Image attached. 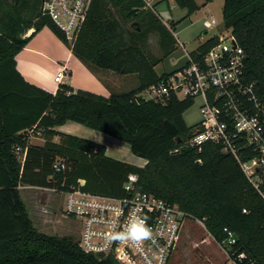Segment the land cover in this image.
I'll use <instances>...</instances> for the list:
<instances>
[{"label": "trees", "instance_id": "16d2710c", "mask_svg": "<svg viewBox=\"0 0 264 264\" xmlns=\"http://www.w3.org/2000/svg\"><path fill=\"white\" fill-rule=\"evenodd\" d=\"M173 1L188 16L199 9L195 0ZM40 7L41 0H0V264H112L110 257L85 253L71 236L39 232L18 187L122 196L130 176L137 190L202 221L215 241L226 238L223 228L236 235L230 253H244L241 264H264V204L220 143L188 145L198 123L188 126L183 114L194 101L174 95L165 103L140 98L172 73L155 70L176 49L168 25L145 0H93L73 56L87 66L135 74L137 86L106 97L60 83L52 93L26 81L16 68V55L42 28L65 42ZM221 11L223 25L245 52V79L264 99V0H224ZM32 27L36 32L24 37ZM151 34L158 36L161 56L148 50ZM215 42L210 39L198 50L206 52ZM192 56L197 58L196 52ZM68 121L126 143L145 165L112 159L104 144L55 130ZM30 130L40 132L43 146L30 143ZM16 147L26 150L23 158ZM58 159L65 170H54Z\"/></svg>", "mask_w": 264, "mask_h": 264}, {"label": "built area", "instance_id": "2783aa9c", "mask_svg": "<svg viewBox=\"0 0 264 264\" xmlns=\"http://www.w3.org/2000/svg\"><path fill=\"white\" fill-rule=\"evenodd\" d=\"M92 1L41 0L40 11L52 20L63 34L66 45L72 49ZM210 39L216 42L206 52L198 50ZM198 41L195 49L185 50L182 66L161 83L145 89L140 98L161 103L171 95L180 100L199 98L201 118L188 145L200 148L207 141L220 143L222 151L237 161L264 204V99L255 83L245 79V52L232 30L225 28L222 22L218 24L214 18L204 21ZM177 44L184 48L178 39ZM192 52H196L197 58ZM66 76L67 68L63 66L55 74L54 82L60 84ZM39 134L33 130L28 132L29 139ZM16 152L23 158L26 150L16 147ZM53 167L55 171H63L65 163L56 161ZM125 184L131 185V190L124 189L122 196L102 195L74 187L61 192L63 213L77 219L81 225L79 247L85 253L114 258L119 264H168L185 222L191 217L176 205L137 190L133 176ZM133 217L146 218L153 239L140 244L111 239ZM198 221L204 227L202 221ZM223 231L226 238L218 244L228 246V249L223 248L229 258L225 264H241L245 254L234 256L230 253L236 238L227 228Z\"/></svg>", "mask_w": 264, "mask_h": 264}, {"label": "rangeland", "instance_id": "374dc122", "mask_svg": "<svg viewBox=\"0 0 264 264\" xmlns=\"http://www.w3.org/2000/svg\"><path fill=\"white\" fill-rule=\"evenodd\" d=\"M223 1L224 0H212L210 2H206V0H195L196 4L199 6V11L193 12L189 16L187 9L173 6L171 5L172 3H170L168 6V3L165 1L161 4V7L158 8V13L160 12L159 17L162 19L163 23L168 25L170 32L174 34V36L176 34V40L178 39L179 42L184 44V48L178 46L176 43V49L155 67V70L158 74L162 72L171 73L184 64L185 50H193L199 44L198 34L203 31V24L205 20L214 18L218 24L222 22L221 9ZM145 2L147 4V0H145ZM170 8H172L171 11H169ZM54 36L61 44H63L65 50V48H67L66 43L56 36L48 27L42 28L40 31L35 33L31 39L35 38V41L48 46V44L50 45L51 41H54ZM148 50L152 55L161 56L162 53L159 49L158 36L156 34H151L149 36ZM48 53L52 58H57L56 54H52L50 52ZM61 62H63V59ZM135 86L136 82H130L129 84L119 87L117 88L118 90L114 91H129ZM200 105L201 100L196 98L194 99L191 107L184 112L183 119L188 126H192L200 120ZM82 126L83 128H87V130H92L91 132H97L109 138L115 139L114 137H111L103 132L93 130L84 125ZM75 133V135L80 137L85 135L84 133L82 134L80 132ZM32 140L34 139L30 138V141ZM101 143H106L108 148L111 147L112 149V146L107 141H103ZM123 144L125 145L121 147L112 143L114 147L118 146L119 149L126 150L128 146L124 142ZM43 193L46 194V192L43 190L34 188H24L20 190L21 197L27 206V209H29L28 211L30 216L33 218L36 212H43L44 203L41 202V196L44 195ZM48 193L49 192H47V194ZM48 197V204H52V206L59 208L63 197L62 194L59 192L57 193L50 191ZM51 209V207H45V210L51 211ZM58 219H60V222L58 223L60 232L66 236H71L78 240L81 233L80 222L77 219L66 217L64 213H61V217ZM185 223L186 224L170 256L168 264H225L229 261V258L223 249H228L227 245L220 246L198 220L191 218L187 219Z\"/></svg>", "mask_w": 264, "mask_h": 264}, {"label": "crops", "instance_id": "0c3cea01", "mask_svg": "<svg viewBox=\"0 0 264 264\" xmlns=\"http://www.w3.org/2000/svg\"><path fill=\"white\" fill-rule=\"evenodd\" d=\"M158 2L159 0H147L148 7L154 10L160 16V12L158 13V8L161 7V4L163 2L160 3ZM166 3H168V6L170 3H172L171 5L173 6H177L173 0H168ZM171 9L172 8H170L169 11H171ZM197 11H199V9ZM48 52L52 54L53 53L56 54L57 58L56 59L52 58ZM62 59L63 62H61ZM63 66L67 68V76L62 81V84L63 83L68 84L74 89H83L107 97L110 94V92L114 90H118L117 88L129 84L130 82H136V86H137V78L135 74L121 75L114 71L94 68L89 65L87 66L82 61H80L79 59L73 56L72 49H70L69 46H67V48H65L64 50L63 44H61L55 36H54V41H51L50 45L48 44V46L44 44H40V42L35 41V38H33L16 55V68L20 72V74L24 77V79L52 93H54L57 87L59 86L58 83L54 82V76ZM115 92H120V91H115ZM55 130L61 133L70 134L77 137L80 136L75 135L76 134L75 132H80L82 134L84 133L85 135L81 136L80 138H85L96 143L107 141L112 146V149L111 147L108 148V145L106 143H101V144H104L106 146V155L112 159L123 161L137 167H143L146 163L145 159L133 155L128 148L126 150L119 149L118 146L123 147V145H125L123 144L122 141L116 138L115 139L109 138L97 132H91L92 130L90 131L87 130V128H83V126L79 123L68 121L65 124L55 128ZM88 136H92V137H88ZM32 138L34 140L30 141L31 144L36 146L44 145L45 141L43 138L41 137H32ZM90 138H94V139H90ZM53 141L58 142L59 137L58 136L54 137ZM112 143L118 146L114 147ZM57 161H62V159H58ZM24 188H34L46 192V194L43 193L44 195L41 196L42 198L41 202L44 203L43 212L41 213L36 212L34 218L30 216V213L28 211L29 209H27V206L25 205L29 217L33 222L35 228L39 232L48 235L65 236L63 233L60 232V229L58 227V223L60 222V219L58 218L61 217V213H63V197L61 204L59 205V208H57L56 206H52V204L50 205L48 204V200H49L48 195L50 191L57 193L59 191H55L49 188L37 187V186L20 185L18 187L19 193L20 190ZM47 192L49 193L47 194ZM45 207H51L52 209L51 211L45 210Z\"/></svg>", "mask_w": 264, "mask_h": 264}, {"label": "clouds", "instance_id": "9594fccd", "mask_svg": "<svg viewBox=\"0 0 264 264\" xmlns=\"http://www.w3.org/2000/svg\"><path fill=\"white\" fill-rule=\"evenodd\" d=\"M122 187L125 191L131 190V185L125 184ZM111 239L120 242L131 240L136 244H140L143 241L152 240L153 233L152 229L146 224V218L133 217L129 224L122 231L114 233Z\"/></svg>", "mask_w": 264, "mask_h": 264}, {"label": "water", "instance_id": "95a60500", "mask_svg": "<svg viewBox=\"0 0 264 264\" xmlns=\"http://www.w3.org/2000/svg\"><path fill=\"white\" fill-rule=\"evenodd\" d=\"M36 29L34 27L30 28L27 33L24 35V37H29L32 33H35ZM236 238V235H234ZM111 263L112 264H119L114 258H111Z\"/></svg>", "mask_w": 264, "mask_h": 264}]
</instances>
